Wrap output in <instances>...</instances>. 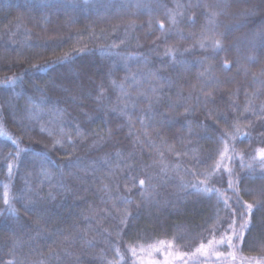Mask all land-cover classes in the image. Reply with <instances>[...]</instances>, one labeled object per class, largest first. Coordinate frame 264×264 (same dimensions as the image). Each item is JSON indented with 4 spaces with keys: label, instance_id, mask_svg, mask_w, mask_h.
Instances as JSON below:
<instances>
[{
    "label": "trees",
    "instance_id": "trees-1",
    "mask_svg": "<svg viewBox=\"0 0 264 264\" xmlns=\"http://www.w3.org/2000/svg\"><path fill=\"white\" fill-rule=\"evenodd\" d=\"M137 2L0 0V82L20 78L14 90L0 84V122L22 148L31 150L21 153L9 179L6 157L15 149L0 137V197L6 183L13 195L27 186L36 209L25 212L13 201L17 219L4 212L0 198V212H4L0 261L12 259L9 253L16 241L20 244L13 255L24 264H138L127 248L134 246L138 252L140 246L148 249L160 241L180 253L195 252L211 238L210 229L219 228L228 216L215 195L207 197L191 187L197 179L193 173L204 179L199 174L220 160L221 132H232L235 124L246 135L237 134L229 142L225 161L234 175L220 170L210 183L231 203L236 196L228 189V180L239 179L240 197L255 205L251 234L256 241L249 247L251 237L246 232L236 255L251 264L264 260V180L253 178L258 170L249 176L246 166L252 163L255 150L264 148V114L258 111L264 106V85L256 83L253 75L264 80L260 75L264 53L259 42L254 52L247 44L253 33L264 30V2L208 0L227 5L219 17L220 30H231L226 50L214 53L210 48L191 47L184 53V67L170 65L162 53L166 46L183 49L193 41L180 39L174 31L165 37L156 27L159 19L167 29L166 9L184 0H139L149 4L151 12L132 6ZM253 9L252 15L246 14ZM194 12L195 26L179 25L185 36L199 33L204 23L202 10ZM248 55L258 62L249 63ZM130 73H137L140 80L129 89L131 125L120 111L125 100L111 83L123 82ZM17 92L24 98L17 97ZM28 96L48 101L37 120L28 119ZM250 99L252 110L245 111ZM56 109L63 110L62 118ZM61 124L72 143L53 148V137L42 132L41 126L54 130ZM72 124H79L83 139L76 136ZM41 150L59 165V169L51 167V186L48 181L40 183L43 177L30 163L32 152ZM104 157L110 158L113 168L120 164L113 178H108L109 168L101 163ZM129 177L137 182L131 192L125 188V184L131 187ZM140 179L155 186L150 203L139 194ZM101 180L110 185V193L100 191ZM119 196H128L134 203L123 204ZM125 209L131 215L121 224ZM114 247L120 248L123 260L116 257Z\"/></svg>",
    "mask_w": 264,
    "mask_h": 264
},
{
    "label": "snow or ice",
    "instance_id": "snow-or-ice-1",
    "mask_svg": "<svg viewBox=\"0 0 264 264\" xmlns=\"http://www.w3.org/2000/svg\"><path fill=\"white\" fill-rule=\"evenodd\" d=\"M264 2V0H262ZM136 7L137 9H146L149 12L152 11L149 4L140 3L139 0L137 3L132 5ZM227 7L226 4H220L215 2H208V0H184V2H177L172 9H166L165 11V18L168 21L169 27L165 28V23L163 20H157L156 21V27L161 32L162 35H165L167 37V34L169 32H175V34L182 40H192L193 44L190 47H186L181 49L180 47L176 45H169L166 46L162 56L168 58V63L170 65L176 66L179 65L181 67L185 66V61L183 59L184 53L189 52L191 47H198L200 49H212V51L219 52L226 50L225 41L228 39L230 35V29H225L224 31H221V25L219 23V17L223 13V8ZM194 9H200L202 10V15L204 18V23L200 26L199 33H189L187 36L184 35L183 31L180 29L179 25L181 23L187 22L189 26H195L198 23L197 16L194 12ZM255 10H249L246 14L252 15ZM151 25V22H149ZM259 42L261 46V52L264 53V30H261L259 32L253 33L248 39L247 44L249 46V51L254 52L256 50V44ZM247 61L249 63H257V58L254 55H248L246 57ZM201 64L204 63V61H200ZM223 66L227 68L229 66V62L227 60L224 61ZM201 76L204 75V73H200ZM254 79L256 83L264 85V80L259 79L256 77L255 74ZM261 76H264V72L260 74ZM20 78L18 77H11L5 81L0 82L5 88L7 89H15L17 81ZM111 83L117 87L120 92L122 98L125 100V103L123 107L120 109V111L128 116L127 108L129 107V101L131 100V95L129 92V89L131 87H134L140 83V80L138 79L137 73H130L128 76L125 77V80L123 82L117 83L115 80L111 81ZM38 91H43V89H37ZM102 86H101V94H102ZM153 94L157 92V88L153 87L151 89ZM138 95L145 96L147 99V94L138 91ZM210 95V93H209ZM253 96L255 93L252 94ZM16 96L20 99L24 98V95L20 92L16 93ZM48 101L44 100L43 98H34L32 96L27 97V104H26V111L28 113V119L30 120H37L40 117L41 112L44 110V107ZM252 103L251 99L249 100V103L245 105L244 110L250 111L252 110ZM53 108H55V105H53ZM151 108V100H149V110ZM58 116L63 115V110L56 109ZM260 114H264V106H262L259 110ZM128 122L131 125L132 124V118L131 116H128ZM141 124L144 123V118L141 117L140 119ZM21 127H23V123L20 124ZM72 127L75 129V134L77 137L83 139L84 133L81 131L79 124H72ZM65 125L61 124L57 128L50 129L46 128L44 126H41V131L46 132L48 136L53 137V143L52 147L55 148L57 145L63 146L65 142L72 143V137L71 134H69L65 130ZM237 134L239 135H246L245 133H242L241 128L239 124L233 125V131L229 132L226 129L221 132L220 137L218 139V144H222L223 147L219 150L218 155L220 157V160L212 167V169L206 173H200L199 175L204 176V179H199V176L196 173H193L194 176H197L196 183L191 184V187L195 189L197 193L203 194L207 197H212L215 195L219 202H222L224 205V210L227 213L228 218L224 220L223 225H221L219 228L213 227L210 229L209 235L210 239L207 240V244L201 242L199 247L195 249V252L189 253H181L180 258L182 259L185 256H196L199 254L202 257H209L210 250L212 253L215 254L217 259L223 258L224 260L231 259L235 261L237 259L236 252L239 251L240 245L244 243L245 234L246 232L250 235L251 239L249 241V247H252L253 243L256 241V237L252 236L251 234V228L253 227L252 224V210L254 208L253 203H248L247 201H244L242 197L239 195V179L236 181H233L231 178L228 180V189H230L233 194L236 196L235 200H231L230 198L226 196L224 192H221L220 189L215 188L210 183V178L215 175V173L219 172L221 170V167L223 166L225 170L229 172V176L231 177L234 175L231 172V169L227 168V165L223 164V162L226 159H229L227 156V153L229 152V142L235 141L237 138ZM0 137L8 139L15 151L9 152L7 154L6 159L9 161L7 163V173L9 179H11L14 168H18V164L16 161L19 160L21 153L29 152L31 151L28 148H22L20 146V140L19 139H13L12 136L8 133V131L4 128L3 123L0 122ZM102 139V138H101ZM94 143H99V141H95ZM234 151V149H233ZM116 157L120 158L121 160H124L122 154L120 152L115 153ZM242 159V157H241ZM252 163H249L246 165L249 169V176H252L253 173H256L258 170V174L255 175L254 179L264 180V148L255 150V154L252 155ZM126 163V161H124ZM30 163L34 164L37 168V175L40 177H43V180L40 181L41 184H43L44 181H48L49 185L51 186V181L53 179L54 173L51 171V167H56L59 169V165L56 164L55 161H52L50 159L49 153L46 150H41L39 152H32V160ZM101 163L109 168L108 172V178H113L116 175V171L120 169V164L117 163L115 167L113 168L111 165V160L109 157L102 158ZM69 166H72V162H69ZM95 171V169H93ZM61 174L62 170H61ZM132 183L131 187H128L127 184H125V188L127 192H131L132 188L137 187V182L135 177H129L128 178ZM149 182L151 181L152 177H149ZM102 187L100 191L105 192L106 194L111 192V187L108 183H104L103 180H101ZM138 185L140 188V196L142 197L143 202L150 203L152 200V193L155 191L154 185H146V182L144 179H140L138 181ZM119 189V186L117 185V190ZM32 191V189L28 188L26 186V189L22 191L19 195H13L10 193V186L9 184H4V191L2 200L3 204L5 205L4 212L8 213V215L19 218L18 210L16 209L13 201H16L21 204V206L25 209V212H34L36 209L34 207V201H32L29 193ZM249 195H251V190L248 191ZM49 196L51 198H55L52 196V193L49 192ZM118 199L123 204H131L134 203L133 200H131L128 196H119ZM25 201H27L25 203ZM4 212H0V216L4 215ZM131 215L127 211V209L124 210L121 218V224H125L127 222L128 217ZM264 224V221L261 222ZM217 232H219V238L217 239ZM37 234H39V230L37 231ZM160 244H164V241H160ZM20 244L19 241H16L14 243L13 252L15 251V248L18 247ZM219 246H226L229 251L227 252V255H225L222 252L217 251V248ZM154 247V246H150ZM169 247H171V244H169ZM261 250H264V246H262ZM113 251L116 255V257H119L120 260H123L124 257L121 254V250L119 247H114ZM127 251L131 253L132 257L137 256V249L134 246H129L127 248ZM140 251H144L143 246H140ZM13 252H10L9 255L12 256V259L6 260V261H0V264H24V261H17L15 256L13 255ZM108 264H117L116 261H108ZM186 264V262H185ZM256 264H264V260L256 261Z\"/></svg>",
    "mask_w": 264,
    "mask_h": 264
},
{
    "label": "rangeland",
    "instance_id": "rangeland-1",
    "mask_svg": "<svg viewBox=\"0 0 264 264\" xmlns=\"http://www.w3.org/2000/svg\"><path fill=\"white\" fill-rule=\"evenodd\" d=\"M226 161H224L223 164L226 165ZM221 170H224L223 166L221 167ZM214 176H212L211 178H213ZM217 251L227 255L229 249H227L226 246H219L217 248ZM180 254V252L176 251L172 247H169L165 244H160L152 248L144 249V251L139 250L135 259L138 264H185V262L186 264H251L241 261L237 257V255V259L235 261L231 259L224 260L223 258H220L218 260L215 254L211 252V250L209 253V257L207 258L197 254L194 257L189 255L181 259Z\"/></svg>",
    "mask_w": 264,
    "mask_h": 264
}]
</instances>
